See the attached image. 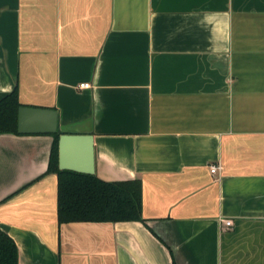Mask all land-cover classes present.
<instances>
[{"label": "crops", "instance_id": "0c3cea01", "mask_svg": "<svg viewBox=\"0 0 264 264\" xmlns=\"http://www.w3.org/2000/svg\"><path fill=\"white\" fill-rule=\"evenodd\" d=\"M14 87L92 135L99 178L140 180L142 218L60 222L53 135L0 132L18 264H264V0H0Z\"/></svg>", "mask_w": 264, "mask_h": 264}, {"label": "trees", "instance_id": "16d2710c", "mask_svg": "<svg viewBox=\"0 0 264 264\" xmlns=\"http://www.w3.org/2000/svg\"><path fill=\"white\" fill-rule=\"evenodd\" d=\"M21 105L17 88L0 98V132L17 130V109ZM53 141L47 172L57 175V214L63 221L141 220V183L139 179L108 181L95 173H84L58 167L59 132L51 133ZM0 264H18L14 240L0 229Z\"/></svg>", "mask_w": 264, "mask_h": 264}, {"label": "water", "instance_id": "95a60500", "mask_svg": "<svg viewBox=\"0 0 264 264\" xmlns=\"http://www.w3.org/2000/svg\"><path fill=\"white\" fill-rule=\"evenodd\" d=\"M57 111L50 107L20 105L17 109V130L20 133L58 131ZM58 167L94 173V151L90 133H60Z\"/></svg>", "mask_w": 264, "mask_h": 264}, {"label": "built area", "instance_id": "2783aa9c", "mask_svg": "<svg viewBox=\"0 0 264 264\" xmlns=\"http://www.w3.org/2000/svg\"><path fill=\"white\" fill-rule=\"evenodd\" d=\"M79 86H81V87H87V86H89V83L88 82H82V83L79 84ZM217 168H218V165L212 164L210 166V171L211 172H215L217 170ZM225 224L226 225L230 224V221L229 220L225 221Z\"/></svg>", "mask_w": 264, "mask_h": 264}]
</instances>
